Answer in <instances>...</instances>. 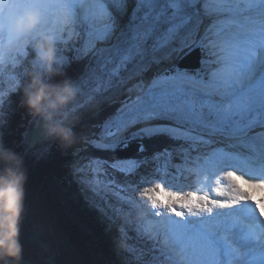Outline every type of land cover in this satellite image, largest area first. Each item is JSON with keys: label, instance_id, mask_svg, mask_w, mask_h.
Segmentation results:
<instances>
[{"label": "snow or ice", "instance_id": "obj_1", "mask_svg": "<svg viewBox=\"0 0 264 264\" xmlns=\"http://www.w3.org/2000/svg\"><path fill=\"white\" fill-rule=\"evenodd\" d=\"M26 12L40 19L22 37L14 25ZM39 34L54 39L58 71L88 61L86 73L70 81L77 92L66 109L70 118L99 93L137 80L128 89L135 98L88 140L91 146L115 153L138 142L143 154L146 139L183 142L174 173L167 149L89 160L76 169L77 175L85 167L93 172L121 203H142L130 191L149 202L142 208L148 219L137 227L155 241L159 255L146 264H264V0H0V63L11 60V69L22 61L8 87L0 83V125L12 95L28 84L26 66ZM196 49L201 66L181 67ZM37 125L31 146L46 138L39 119ZM149 163L153 174L140 175ZM109 169L140 179L118 184ZM184 180L194 186L186 189ZM238 180L262 198L255 200ZM225 181L230 190L221 192L216 186ZM8 202L14 207L15 193H8ZM92 206L112 222L114 216Z\"/></svg>", "mask_w": 264, "mask_h": 264}, {"label": "rangeland", "instance_id": "obj_2", "mask_svg": "<svg viewBox=\"0 0 264 264\" xmlns=\"http://www.w3.org/2000/svg\"><path fill=\"white\" fill-rule=\"evenodd\" d=\"M194 51H192L191 53H193ZM26 70L28 73L27 77H29V73L37 69L27 68ZM2 84L4 85V87H8L7 82H3ZM19 93L24 92L20 91L18 92V94ZM118 101L119 100L114 101L107 107L109 108L114 105L121 106L122 108L124 104L118 103ZM8 107L9 106L5 107V111L8 110ZM28 127L27 131H25L23 135V141L26 145V149H28ZM54 142L55 139L50 141V143L48 142L45 146L37 145L33 150L28 151L25 149L24 154L30 152L34 157L42 158V154L45 149H48V146H50ZM165 149L173 153L172 158L169 161V172L173 173V169L175 168L173 167V165H180L182 162L181 154L178 151L179 147L173 149L164 148L160 149V151L157 152L162 153L165 151ZM138 154L144 155L140 153ZM138 154L134 153L132 156H138ZM193 154L195 153L193 152ZM165 158L166 157H162L161 159L163 160ZM153 170L154 165L152 163H149L145 167L141 168L139 170V173L140 175H146L150 177L153 174ZM108 171L109 173H111V178L115 181L117 180L116 182L118 184H125L129 182L137 183L140 179L139 175L134 177H124L120 173H113L111 169H109ZM81 172V178H85L84 180L88 182L87 185L91 188V191H89V194H91L90 201H95L96 205H98L102 209H105L109 214L114 216L112 222L108 223V228L106 230L109 233V238L112 240V242H116V248H114V251L118 256L122 257V260L125 259V262H122V260L118 258L117 262L119 264H146V262H150V260L153 257H156V255L151 254V250H148L149 247L147 245L146 247L142 246L143 249L140 248L142 245L140 243H144V241H146L145 239L144 241L141 240L139 243L138 234H136L134 231L132 232H134V237L136 238H127L123 235V233L116 232V228L118 226L124 229L125 227L131 226L133 222H135L133 226L137 227L138 224L136 223V220H133V222L130 221L134 218V211L132 209H130L129 211L125 210L123 214L115 212V215V213L112 212V206L114 208V204L111 203V200L115 199L114 202L116 201L117 204H119V202L114 196H111L113 195V193H110L111 191L103 183V181L101 179H98L93 172L91 173L90 171H88L87 168L86 170L83 169ZM48 179L49 181L47 187H50L48 193L50 194V196L51 194H54L56 199L59 200L58 202L60 206H58V204L54 200H52V198H49L50 204H44L43 202L40 203V198L38 199V195L36 194V191L38 190V187L36 185L24 184L23 186V211L18 225V242L21 246V254L27 259H30L32 261L37 260V262H43L44 264H49V261L53 256L55 264H110L109 255H107L104 249L102 251L101 245L99 243L97 245L95 244L97 236H95L91 231L87 229L88 227L86 224H83L84 220H88L91 222L92 218L88 215H84L85 213L82 209H80V207L76 206L75 204H71L68 201H65L68 199L67 192L59 190L57 188H53L56 187V185L53 184L51 177H49ZM41 189V197L42 199H44L43 196H45L46 194L43 192L42 186ZM128 194L134 196L135 198L136 196L137 198L139 196V194L134 191H130ZM100 202L104 204V206H102ZM109 205H111V208L109 207ZM81 206H83V204ZM46 207H49V209H51V214H53L52 211L57 212L59 218L57 220V217H55V215L53 214L54 220H52L55 221L53 224L44 213ZM67 215H69L72 220L69 219ZM81 215L83 216L82 218ZM118 219L122 224L117 221ZM57 221H61V223H56ZM86 223L89 224V222ZM58 227L61 229L62 233H60ZM131 228L134 229L133 227ZM5 239L6 229L2 225V228L0 230V240ZM41 242H44L45 244H41ZM121 247L127 249L128 253L122 252L121 250H124V248ZM140 250H142V252H140ZM0 264H3V262L0 261Z\"/></svg>", "mask_w": 264, "mask_h": 264}, {"label": "trees", "instance_id": "obj_3", "mask_svg": "<svg viewBox=\"0 0 264 264\" xmlns=\"http://www.w3.org/2000/svg\"><path fill=\"white\" fill-rule=\"evenodd\" d=\"M83 63L84 59H80L66 65L60 71L61 74L54 77L50 82L61 83L64 80H70L79 73L83 67ZM28 82H30V79ZM23 98L24 93H15L12 95L11 104L8 107V110L5 111L6 114L3 118L5 123L0 125V142H2L6 148L13 150L22 157L24 171L26 174V181L24 184L36 185L38 187L36 194L38 195V199L40 198V203H49V198H52V200L60 206L58 202L59 200L56 199L54 194H51L50 196L48 193V190L50 189L49 186L47 187L49 181L48 178L51 177L53 184L56 185V187L53 188L67 192V201L80 207V209H82L85 213L84 215H88L92 218L94 226H96L94 227V230H98L99 237L104 247L103 249L106 251L107 255H109L110 264H119L117 259L120 258L122 260V257L118 256L114 251V248H116V242H112L109 238V233L106 230L108 228V223L111 222H109V219L101 215V213L92 206L93 204L96 205V202L90 201L91 194H89V191H91V188L87 185V182L84 180L85 178H81L80 175H82V172H80L79 175L76 173V169L81 168V166H86L89 160L100 159L110 161L117 159L115 153L96 149L88 143V140L94 139L98 136L103 129V125L118 112L117 109H119V107L112 106L101 110V112L97 113L87 121H84L74 127L73 132L75 134V141L70 147H64L58 140H55L53 144L48 146V149H45L42 154L43 157L39 158L34 157L30 152L24 154L26 145L23 141V135L25 131H27V127L30 125L33 117L23 105ZM177 143L178 141L171 140L167 136L163 135L153 137L152 139H146L144 141V144L146 145V152L143 154L151 156L157 151H160V149H173L177 146ZM84 170H86V167ZM41 186L43 188V192L46 194L43 196L44 199L41 197ZM82 204L84 207L81 206ZM101 205L104 206L102 203ZM114 208L117 209L116 212L123 213V211H120L116 208V206H114ZM44 213L52 224L55 222L53 221V214L57 217V220L59 218L57 212L52 211L53 214H51V209H49V207L45 208ZM68 218L71 219L70 217ZM117 221L120 222L119 219ZM58 222L61 223V221H57L56 223ZM59 230L60 233H62L60 228ZM117 231L119 233H123V235L127 238H130L129 236L132 235L129 230H126L125 228L122 229L119 226L116 228V232ZM121 251L126 252L125 248ZM122 262H125V259H123Z\"/></svg>", "mask_w": 264, "mask_h": 264}, {"label": "clouds", "instance_id": "obj_4", "mask_svg": "<svg viewBox=\"0 0 264 264\" xmlns=\"http://www.w3.org/2000/svg\"><path fill=\"white\" fill-rule=\"evenodd\" d=\"M38 12H26L17 18L14 30L28 37L39 24ZM32 44L37 70L29 73L30 82L24 89L23 105L34 119L42 122L47 138L58 140L70 147L75 141V117L66 111L76 97V89L69 80L51 83L61 74L56 67L55 41L51 36L39 34ZM28 41H25L27 44ZM26 174L23 159L0 142V223L6 229V239L0 240V259L19 260L21 246L18 242L19 221L23 211ZM15 193V205L9 206L8 193Z\"/></svg>", "mask_w": 264, "mask_h": 264}, {"label": "bare ground", "instance_id": "obj_5", "mask_svg": "<svg viewBox=\"0 0 264 264\" xmlns=\"http://www.w3.org/2000/svg\"><path fill=\"white\" fill-rule=\"evenodd\" d=\"M73 39L74 40H72V42L74 43L75 42V37L74 36H73ZM65 51H68L67 45L65 46ZM19 63L20 62H16L15 64H13V67L10 69V71L11 72L12 71H17L18 70ZM85 65H86V67H84L80 71V73L77 74L76 77H74L72 80H70L71 82H75L79 77L82 76V74L86 73V71H87V64H85ZM5 68H8V66L5 67ZM154 71H155V69H153V72ZM151 75H152V72H149V73L146 74L147 77H150ZM136 83H137V80L136 79H130V80H127L124 84L120 85L118 88H109L107 91H104V92L99 93L94 99H92L88 103V105L85 108H83L82 110H79L78 113H74L73 114L76 117L75 118L74 127L78 126L79 124H81L82 122H84L85 120H87L88 118H91V116L97 114L98 112H101V110L107 108V106H109L110 104H112L116 100H119L118 103H123V102L128 101L130 97L134 99L135 92H131L130 93L128 91V89L133 88ZM127 97H128V99H127ZM37 120L38 119H34V118L32 119V121H31V123H30V125L28 127V136L30 135L31 131H33V129L36 128ZM52 140L53 139H50V138H47L46 137L44 140H42L40 143H37L35 146H37V145H39V146H45V145H47L48 142L50 143V141H52ZM181 164H182V162H181ZM237 182H239L240 184H243V181L242 180H238ZM181 184L186 189L190 185L191 186H194L193 185V182L191 180H189V181H185V180L184 181H181ZM222 185H224V187ZM216 187L221 192H226V191H229L230 190L228 188V185H227V182L226 181L223 184L217 185ZM252 191H253V194H255L257 192V189H252ZM110 193H112V192H110ZM158 195H159V198L160 199H162V200L163 199H166V197H165V195L163 193H159L158 192ZM111 196H114L117 199V197L114 194L111 195ZM253 197H255V196L253 195ZM114 200L115 199L111 200V202L120 211H123L124 212L125 210H128L129 211L130 209H132L134 211L135 215H134V218L130 220L131 222H133V220H136V223L138 225H140L141 223H143L144 221L147 220V216L142 211L143 206L146 205V204L141 203L139 206L132 207V206L128 205L127 203H121L118 199H117V201L119 202V204H117L116 201L114 202ZM136 200H138V198H136ZM65 201H67V200H65ZM118 213L121 214V212H118ZM82 217L83 216L81 215V218ZM86 222H89V224H87ZM120 223H121V221H120ZM134 223L135 222H133L131 226L125 227V229L126 230H129V232L132 233V235L129 236L130 238H136V237H134V232L136 234H138V239H139V243H140L141 240L142 241H144V239L146 240V235H142L141 234V230L138 229V227L133 226ZM83 224H86L87 227H88L87 229L89 231H91L95 236H97V239H96L95 244L97 245L99 243L101 245V248H102V251H103V248L104 247H103V244H102L101 239L99 237L98 230L97 229L94 230L95 229L94 227H96V226H94V224H93L92 221L90 222L88 220H84V223ZM131 227H133L134 229H132ZM1 228H2V223H0V230H1ZM132 231H134V232H132ZM89 239H91V238H89ZM152 241H154V240H146V241H144V243H140V244H142L140 248H142V246H145L146 247V245H147L149 247L148 250H151V254H154V255L158 256L159 255V250L157 248H154L153 247V245H154L155 242H152ZM41 244H45V243L44 242H41ZM140 252H142V250H140ZM126 253H128V252L126 251ZM0 261L3 262V264H44L43 262H37V260L36 261H32L30 259H27L22 254H20L19 260H9L7 257H4L3 259H0ZM49 264H55V262H54V256L50 259Z\"/></svg>", "mask_w": 264, "mask_h": 264}, {"label": "water", "instance_id": "obj_6", "mask_svg": "<svg viewBox=\"0 0 264 264\" xmlns=\"http://www.w3.org/2000/svg\"><path fill=\"white\" fill-rule=\"evenodd\" d=\"M199 59H200V54L198 50H195L193 53L186 55L179 63L181 67H186L188 70H196L200 66ZM37 126L38 125H36V128H34L33 131H31L30 135L28 136L27 150H32L36 147V146H31V139L34 132L37 129ZM136 152H137V143H133L130 144L129 147L126 149L118 150L117 152H115V155L117 156V158H125Z\"/></svg>", "mask_w": 264, "mask_h": 264}]
</instances>
